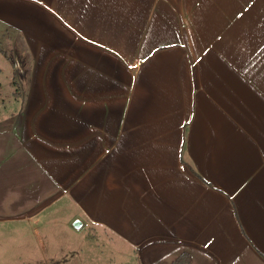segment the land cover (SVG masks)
I'll list each match as a JSON object with an SVG mask.
<instances>
[{"label": "crops", "instance_id": "0c3cea01", "mask_svg": "<svg viewBox=\"0 0 264 264\" xmlns=\"http://www.w3.org/2000/svg\"><path fill=\"white\" fill-rule=\"evenodd\" d=\"M0 33V264H264V0H0Z\"/></svg>", "mask_w": 264, "mask_h": 264}, {"label": "rangeland", "instance_id": "374dc122", "mask_svg": "<svg viewBox=\"0 0 264 264\" xmlns=\"http://www.w3.org/2000/svg\"><path fill=\"white\" fill-rule=\"evenodd\" d=\"M2 41V42H1ZM0 44L7 50V53H10V56L15 58V54L13 52L14 49L10 47L9 42L7 40H4L1 37L0 33ZM14 65L10 63V61L4 56V54L0 53V95H4L9 97H12V91L13 87H11L10 82V69L13 68ZM1 106V104H0Z\"/></svg>", "mask_w": 264, "mask_h": 264}, {"label": "trees", "instance_id": "16d2710c", "mask_svg": "<svg viewBox=\"0 0 264 264\" xmlns=\"http://www.w3.org/2000/svg\"><path fill=\"white\" fill-rule=\"evenodd\" d=\"M0 52L5 54L7 56V53L5 51V48L0 44Z\"/></svg>", "mask_w": 264, "mask_h": 264}, {"label": "water", "instance_id": "95a60500", "mask_svg": "<svg viewBox=\"0 0 264 264\" xmlns=\"http://www.w3.org/2000/svg\"><path fill=\"white\" fill-rule=\"evenodd\" d=\"M80 223H81V222L76 221V222L74 223V227H75V228H76V227H79Z\"/></svg>", "mask_w": 264, "mask_h": 264}]
</instances>
